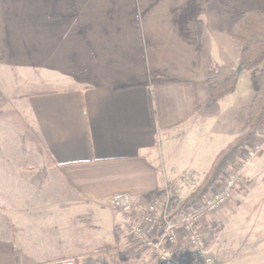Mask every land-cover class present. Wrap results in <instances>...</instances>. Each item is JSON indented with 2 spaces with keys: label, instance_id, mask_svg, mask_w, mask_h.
Listing matches in <instances>:
<instances>
[{
  "label": "crops",
  "instance_id": "0c3cea01",
  "mask_svg": "<svg viewBox=\"0 0 264 264\" xmlns=\"http://www.w3.org/2000/svg\"><path fill=\"white\" fill-rule=\"evenodd\" d=\"M81 6L87 12L78 35L83 50L80 61L71 64L79 71L71 79L79 85L32 90L14 99L45 178L38 188L22 171L5 173V183L16 188L0 192V264H160L130 240L112 196L126 192L145 206L161 195L168 209V203L182 198L185 179L178 161L166 159V152L176 145L179 157L199 159L202 146L209 149L222 134L225 115L229 132L234 131L229 141L246 128L241 124L243 118L247 122L259 68H251L256 78L253 71L245 104L238 92L241 70L231 93L207 103V67L239 65V56L232 63L201 65L200 51L217 30L207 6L185 0H81ZM64 36L65 46L73 45L72 33ZM118 48L121 61L114 68L112 51ZM0 95L2 112L8 98ZM238 104L240 116L232 113ZM206 106L210 110L202 115Z\"/></svg>",
  "mask_w": 264,
  "mask_h": 264
},
{
  "label": "rangeland",
  "instance_id": "374dc122",
  "mask_svg": "<svg viewBox=\"0 0 264 264\" xmlns=\"http://www.w3.org/2000/svg\"><path fill=\"white\" fill-rule=\"evenodd\" d=\"M185 1L193 2L200 7L207 6L211 17L215 15L216 18L215 39L205 41L207 49L202 47L200 51L202 66L221 60L232 63L239 56L240 45L229 37L227 27L238 12L252 6L264 7V0ZM85 15L87 12L81 6V0H0V93L2 91L8 98L2 103L3 111L0 112L1 115L5 114L0 116V192L16 188L14 183H5L3 178H6L5 173L8 172L19 175L22 171L31 187L42 186L45 169L40 162L42 161L40 156L33 150L32 139L21 125L20 116H17L14 99L32 90L54 91L79 85L77 81L71 79L79 73L75 69L76 66L71 64L81 59L80 52L83 46L80 47L78 35L82 25L80 19ZM151 16L147 15L146 18ZM201 17L203 24L208 26L203 9ZM210 28L212 29V26ZM204 31L202 34L208 37L209 32ZM66 32L73 35V45L69 42L71 45L68 47L65 46L64 39ZM50 45H53L52 49ZM121 51V48L112 51L116 54H113L114 68L116 65L119 68ZM50 54L56 65H50ZM254 68L258 69L259 65ZM254 70L256 69L241 70L238 92H241V97L244 96L242 98L244 104L245 99L250 96ZM223 104H220L222 116L225 115ZM208 110H210L208 106L203 107L202 115ZM241 112L240 104L232 111L236 116H240ZM224 118H221L224 122L221 124L222 134L211 140L209 149L202 146L199 159L188 160L184 156L179 157V148L176 145L166 152V159L178 161L185 179L181 185L182 192L179 193L182 198L172 206L168 203V212L172 211L173 215H179L182 209L186 208L182 205L201 184L214 156L231 139L234 131L229 132L231 125L228 123L229 120ZM241 125L245 128L244 118ZM256 132L261 133V138L255 133L249 143L259 142L262 150L253 160L255 163L251 166L249 174L243 175L242 184L232 192L225 205L216 213L206 215L202 220L200 230L208 241L214 264H264V121ZM32 180L35 182L32 183ZM210 189L211 187L204 193L198 191L192 198L201 200L208 195Z\"/></svg>",
  "mask_w": 264,
  "mask_h": 264
},
{
  "label": "built area",
  "instance_id": "2783aa9c",
  "mask_svg": "<svg viewBox=\"0 0 264 264\" xmlns=\"http://www.w3.org/2000/svg\"><path fill=\"white\" fill-rule=\"evenodd\" d=\"M261 150L259 142L245 147L208 195L189 204L179 215L162 206L161 195L142 206L136 197L118 192L112 196L111 204L128 228L130 240L148 249L160 264H214L208 241L200 230L202 220L227 203Z\"/></svg>",
  "mask_w": 264,
  "mask_h": 264
},
{
  "label": "trees",
  "instance_id": "16d2710c",
  "mask_svg": "<svg viewBox=\"0 0 264 264\" xmlns=\"http://www.w3.org/2000/svg\"><path fill=\"white\" fill-rule=\"evenodd\" d=\"M226 31L229 37L240 45L238 52L241 70H248L259 65L257 88L250 101L244 132L234 137L217 152L201 184L188 197L189 200L187 199L182 205L186 207L196 200L192 198L194 194L198 191L206 192L238 160L242 150L251 145L249 142L253 134L264 121V9L252 6L238 12ZM238 74L239 70L236 67L221 64L209 65L205 77L207 103L211 104L231 93L235 87ZM51 91L43 90V92ZM149 104L150 112L152 116H155L151 93H149ZM199 198L202 197L199 196Z\"/></svg>",
  "mask_w": 264,
  "mask_h": 264
},
{
  "label": "water",
  "instance_id": "95a60500",
  "mask_svg": "<svg viewBox=\"0 0 264 264\" xmlns=\"http://www.w3.org/2000/svg\"><path fill=\"white\" fill-rule=\"evenodd\" d=\"M237 69H238V70H240V69H241V66H240V65H238Z\"/></svg>",
  "mask_w": 264,
  "mask_h": 264
}]
</instances>
